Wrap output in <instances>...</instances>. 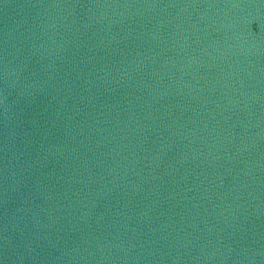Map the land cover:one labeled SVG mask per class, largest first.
<instances>
[{"label": "water", "instance_id": "water-1", "mask_svg": "<svg viewBox=\"0 0 264 264\" xmlns=\"http://www.w3.org/2000/svg\"><path fill=\"white\" fill-rule=\"evenodd\" d=\"M0 264H264V0H0Z\"/></svg>", "mask_w": 264, "mask_h": 264}]
</instances>
